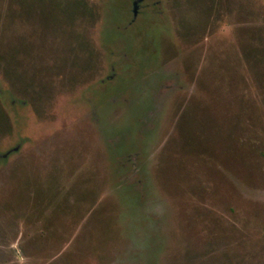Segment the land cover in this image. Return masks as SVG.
I'll return each instance as SVG.
<instances>
[{
	"label": "rangeland",
	"instance_id": "obj_1",
	"mask_svg": "<svg viewBox=\"0 0 264 264\" xmlns=\"http://www.w3.org/2000/svg\"><path fill=\"white\" fill-rule=\"evenodd\" d=\"M0 264H264V0H0Z\"/></svg>",
	"mask_w": 264,
	"mask_h": 264
},
{
	"label": "flooded vegetation",
	"instance_id": "obj_2",
	"mask_svg": "<svg viewBox=\"0 0 264 264\" xmlns=\"http://www.w3.org/2000/svg\"><path fill=\"white\" fill-rule=\"evenodd\" d=\"M134 6H135V11H136V8L138 7V3H137V4L135 3V5H134Z\"/></svg>",
	"mask_w": 264,
	"mask_h": 264
}]
</instances>
